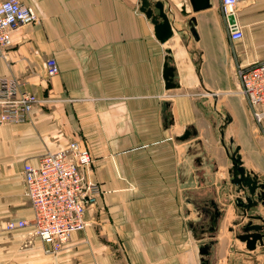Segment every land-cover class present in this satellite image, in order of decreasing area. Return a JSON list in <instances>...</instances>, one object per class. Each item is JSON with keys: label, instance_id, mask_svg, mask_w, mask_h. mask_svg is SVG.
<instances>
[{"label": "crops", "instance_id": "crops-1", "mask_svg": "<svg viewBox=\"0 0 264 264\" xmlns=\"http://www.w3.org/2000/svg\"><path fill=\"white\" fill-rule=\"evenodd\" d=\"M20 1L38 20L12 31L0 76L40 101L27 121L0 125V264H264V242L249 250L236 237L248 218L230 159L238 154L264 183V119L255 121L236 75L264 60V0L237 1V40L220 0L188 15L175 7L184 0H163L173 28L164 42L140 0ZM50 57L58 73L48 78ZM71 140L89 149L87 176L102 192L84 229L51 253L31 224H5L33 214L23 164ZM249 213L264 218V206Z\"/></svg>", "mask_w": 264, "mask_h": 264}, {"label": "built area", "instance_id": "built-area-1", "mask_svg": "<svg viewBox=\"0 0 264 264\" xmlns=\"http://www.w3.org/2000/svg\"><path fill=\"white\" fill-rule=\"evenodd\" d=\"M238 0H220V10L231 40L241 39L243 32L235 15ZM38 20L34 9L20 0H0V56L5 58L12 42V31L20 25ZM46 74L50 78L58 73L54 58L46 60ZM236 75L240 92L251 108L257 123L264 119V60L238 66ZM15 77L0 76V125L21 123L29 119L40 101L34 92L23 88ZM92 162L89 149L75 140L63 147L47 150L34 166L25 162L22 168L24 194L32 207L31 219L9 220L7 230L33 226V234L58 252L69 240L72 232L87 225L85 210L93 206L102 190L90 180L87 170ZM30 238L28 243H30Z\"/></svg>", "mask_w": 264, "mask_h": 264}, {"label": "water", "instance_id": "water-1", "mask_svg": "<svg viewBox=\"0 0 264 264\" xmlns=\"http://www.w3.org/2000/svg\"><path fill=\"white\" fill-rule=\"evenodd\" d=\"M211 6V0H184L180 5H176V9L183 15L197 12ZM191 8V9H189ZM140 11L150 19L153 24L155 37L164 42L173 34V28L168 13H172L171 8L165 7L163 0H140ZM194 21V18H191ZM193 31V30H192ZM163 78L167 88H174L176 84L173 79V68L164 63ZM187 134V133H186ZM232 163V182L238 187L239 195L236 197L235 204L239 207L244 217L248 218L242 226L243 233L236 237L245 243L249 250H254L257 243L260 245L264 242V218L260 214L249 213L250 209L260 203L264 206V183L258 181V176L248 171L241 162L238 154L230 155ZM247 189V192L245 190ZM216 214L218 211L215 209ZM253 219H257L260 223H253ZM208 245L201 249L205 252Z\"/></svg>", "mask_w": 264, "mask_h": 264}]
</instances>
